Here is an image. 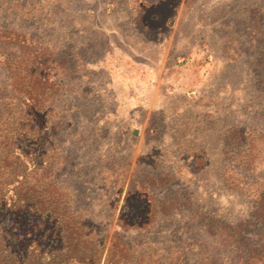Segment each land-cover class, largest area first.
I'll use <instances>...</instances> for the list:
<instances>
[{
	"label": "rangeland",
	"instance_id": "obj_1",
	"mask_svg": "<svg viewBox=\"0 0 264 264\" xmlns=\"http://www.w3.org/2000/svg\"><path fill=\"white\" fill-rule=\"evenodd\" d=\"M0 54L55 73L30 183L100 264H264V0H0Z\"/></svg>",
	"mask_w": 264,
	"mask_h": 264
},
{
	"label": "trees",
	"instance_id": "obj_2",
	"mask_svg": "<svg viewBox=\"0 0 264 264\" xmlns=\"http://www.w3.org/2000/svg\"><path fill=\"white\" fill-rule=\"evenodd\" d=\"M13 42L25 45L20 38ZM0 63L11 85L0 101L9 98L12 113L0 134V264H100L102 249L82 246L74 217L30 183L52 165L54 104L46 96L54 95L55 73L37 56L0 54ZM4 113L0 104V126Z\"/></svg>",
	"mask_w": 264,
	"mask_h": 264
},
{
	"label": "crops",
	"instance_id": "obj_3",
	"mask_svg": "<svg viewBox=\"0 0 264 264\" xmlns=\"http://www.w3.org/2000/svg\"><path fill=\"white\" fill-rule=\"evenodd\" d=\"M138 72H139V68L136 67V77L138 76ZM143 87L144 88H142V91L145 93L140 92L139 94L140 97L137 98L139 102H141L142 104H146L147 107L150 106L151 108L153 107L154 104L156 105L159 104L160 100H159V97L157 96H158V90L160 89V86L150 85V88H149V86H146V83H145Z\"/></svg>",
	"mask_w": 264,
	"mask_h": 264
}]
</instances>
